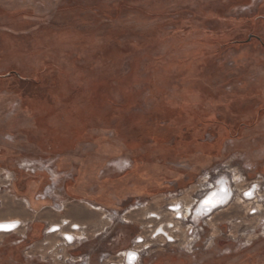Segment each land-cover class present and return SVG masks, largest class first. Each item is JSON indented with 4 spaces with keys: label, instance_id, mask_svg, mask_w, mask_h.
<instances>
[{
    "label": "rangeland",
    "instance_id": "rangeland-1",
    "mask_svg": "<svg viewBox=\"0 0 264 264\" xmlns=\"http://www.w3.org/2000/svg\"><path fill=\"white\" fill-rule=\"evenodd\" d=\"M247 1L0 0V148L19 154L14 169L0 166V220L30 223L26 239L0 235V264H64L71 254L124 264L118 255L137 239L145 240L137 264H264V0L251 11ZM46 44L64 71L35 87ZM44 95L65 99L67 122H55L63 133L81 129L80 108L99 102V117L87 111L90 132L76 137L88 148L71 170L38 157L22 136V101ZM26 158L56 167L66 188L80 172L81 188L108 202L113 218L96 210L76 248L46 237V221L79 218L94 203L34 207L30 178L47 175L20 169ZM225 180L229 198L201 212Z\"/></svg>",
    "mask_w": 264,
    "mask_h": 264
},
{
    "label": "crops",
    "instance_id": "crops-1",
    "mask_svg": "<svg viewBox=\"0 0 264 264\" xmlns=\"http://www.w3.org/2000/svg\"><path fill=\"white\" fill-rule=\"evenodd\" d=\"M246 4L243 7L247 10L251 9H257L259 6L258 0H248ZM232 19L228 18L227 16L224 17V21ZM233 20V19H232ZM235 22L238 23L237 19H235ZM252 22V21H251ZM227 23V22H226ZM64 56V55H63ZM63 69L60 67V65L56 64L54 57H52V54L50 50H48V45L46 44V68L44 70L45 74L43 78L37 73L33 76L32 84L35 85V87H40L41 82H50L52 78L60 77L63 73ZM42 74V75H43ZM9 75V74H8ZM10 75H15L20 77L19 73L17 71H12ZM9 75V76H10ZM22 79V78H21ZM51 87L50 83L46 87ZM0 101H3L2 98H0ZM104 102L107 106H110L113 110L114 102L111 100L106 99ZM103 102V103H104ZM17 103V102H16ZM15 103V104H16ZM25 104L27 107L25 110V115L23 118L26 119V130H24V134L22 136L25 138V141L30 146H33V148L36 149V152L38 153V157L41 159H51L54 161L55 165L60 170H71L74 168L73 164L76 163V156L74 154H79L84 149L86 150L88 147H84L82 140L76 139V137L82 138L83 135L88 134L90 131L87 121V111L90 110V115L99 117L100 112L98 108V100L97 98H92L87 103L88 107L80 108V115L79 118H81V125L82 128H73L71 132H61V129L58 128L56 125V120L59 119L62 120L66 124L68 116L65 115L61 119L63 107H65V99L61 97H50L47 95H44V97L39 96H30L26 98V101L22 104ZM17 105V104H16ZM104 105V104H103ZM17 109L14 110L13 113H16ZM66 111V108H65ZM64 124V125H65ZM86 132V133H85ZM3 135H0L2 138ZM93 136V134H92ZM68 137H70L71 142H68ZM94 148L97 146H93ZM90 149V148H89ZM97 149V148H96ZM57 154V155H56ZM59 156V157H58ZM52 157V158H51ZM19 160V154L17 152H13L11 147H1L0 148V166L14 169L16 167V164H18ZM78 174V173H77ZM29 180V179H28ZM68 184L67 188L65 190L66 197L70 200H84V201H90L94 204L92 205H98L103 208H110L111 205L108 204V202H100L97 199L93 198L89 194H87L86 191H84L81 186L84 184H87L88 181L86 178L80 174L78 176L72 175L68 176ZM30 184L28 186V200L34 205V207H40L42 205H48L47 201L38 200L36 198L37 194L43 189V187L47 184L48 179L47 177L40 176L39 178L33 177L30 178ZM72 211V208H71ZM70 210L64 215L66 218H72V213ZM87 213L84 216H81L79 218L74 217L71 220H73V223L78 222L79 224H89L88 218H95L98 217L97 211L93 212V210H86ZM41 224V222H39Z\"/></svg>",
    "mask_w": 264,
    "mask_h": 264
},
{
    "label": "built area",
    "instance_id": "built-area-1",
    "mask_svg": "<svg viewBox=\"0 0 264 264\" xmlns=\"http://www.w3.org/2000/svg\"><path fill=\"white\" fill-rule=\"evenodd\" d=\"M28 161H22L21 165L19 166L20 169L30 173L32 175H36L38 173H45L48 178L47 184L43 187V190L37 194L36 198L38 200L47 201L49 204L44 206L46 209L51 210L54 213H63L67 211L68 206L72 203V200L68 199L65 194V179L66 176L64 173H61L57 170L56 167L50 166L49 164H42L43 160L41 159H32L26 158ZM30 160V161H29ZM42 162V163H41ZM38 165H42L40 168ZM248 194V193H246ZM253 199V198H252ZM204 200V199H203ZM30 211H35L33 207L26 203ZM93 206L94 210L102 211L106 215L103 216L104 220H109V217L113 218V213L107 210L106 208L90 205ZM256 214V213H254ZM10 219H1L0 221H5ZM66 220V221H65ZM60 224V227L56 226ZM30 223L24 220L19 219L17 223L13 225L14 232L12 234H17L21 236L23 239L27 238V232L29 230ZM46 228L44 230L45 236L49 235H59L62 239L61 247L64 248H72L78 247L82 245L84 241L87 240L86 225H74L71 220L63 219L58 223L46 221L45 222ZM5 228L3 224L0 222V235L3 234ZM72 235V238H69V235ZM169 236V235H168ZM169 239V238H168ZM168 243H175V240H168ZM145 244V240L137 239L135 242V246L130 251H135L136 256L133 258V261L125 258V252L120 253L118 256L122 257L124 264H137L139 260V251H136L135 248L140 247ZM42 245L46 247L48 245L47 241L45 240ZM127 252V251H126ZM105 258H109V254H105ZM64 264H90L91 256L89 254H71L69 256L61 257Z\"/></svg>",
    "mask_w": 264,
    "mask_h": 264
},
{
    "label": "bare ground",
    "instance_id": "bare-ground-1",
    "mask_svg": "<svg viewBox=\"0 0 264 264\" xmlns=\"http://www.w3.org/2000/svg\"><path fill=\"white\" fill-rule=\"evenodd\" d=\"M233 179H231L230 180V182L231 183H233ZM226 185H228L227 184V181L225 180V181H223L222 183H221V185L219 186V188L217 189V191L213 194L212 192L211 193H209L207 196H205V198H204V200L202 201V203L200 204V209H201V212H203L204 214H207L208 213V211H211V210H214V208H216V206H218V204H220V203H222L223 202V200H225L226 201V199L227 198H229V196L228 195H226L225 194V191H226V189H227V187H226ZM231 187H229V192H231V189H230ZM214 189H216V188H213V190ZM214 192V191H213ZM250 198H248V200H252V198H253V194L251 193L250 194ZM245 203V202H244ZM92 208H94L93 206H92ZM94 209H96V208H94ZM98 210V209H97ZM134 210V209H133ZM132 210V211H133ZM96 211V210H95ZM94 211V212H95ZM186 211V210H185ZM163 212V211H162ZM98 213V212H97ZM101 213V212H100ZM156 213V212H155ZM161 213V212H160ZM167 214V213H166ZM174 214V213H173ZM103 215V214H102ZM153 215H154V213H153ZM157 215H159L158 213H157ZM127 216H128V214H127ZM175 216H177V215H175ZM160 217V216H159ZM162 217V216H161ZM184 217H186V216H184ZM153 218H158L157 216H154ZM149 219H152V218H149ZM184 219V218H183ZM71 220V219H70ZM154 220V219H153ZM156 220V219H155ZM165 220H167V219H165ZM164 220V221H165ZM19 220H13V219H10V220H5V221H0L2 224H3V226H4V228H5V230L4 231H2V233L3 234H1L2 236H6V235H11L13 232H14V228H13V225L15 224V223H17ZM66 221V220H65ZM73 221V220H72ZM162 221H163V219H162ZM161 221V222H162ZM168 221V220H167ZM102 222H103V220H102ZM156 222V221H155ZM166 223V222H165ZM174 223V222H173ZM103 224V223H102ZM161 224V223H160ZM170 225H171V223H169ZM175 224H178V223H175ZM74 225H77V226H79V224H75L74 223ZM80 225H82V224H80ZM158 225V224H157ZM164 225V224H163ZM169 225V226H170ZM56 226H58V227H60V224H58V225H56ZM96 226H97V224H96ZM102 228H103V226H101ZM156 227V226H155ZM172 227V226H171ZM171 227L169 228V229H171ZM157 228V227H156ZM166 229H167V227H166ZM166 229L163 227L161 230L159 229V231L161 232H163V233H166L167 231H166ZM104 230V229H103ZM106 230V229H105ZM156 230V229H155ZM154 231V230H153ZM158 231V232H159ZM169 231H171V230H169ZM159 232V233H160ZM162 233V234H163ZM169 234V233H168ZM69 235V238H72V235L71 234H68ZM167 236V235H166ZM169 237H171L170 235H169ZM136 256V252L135 251H127V252H125V258L126 259H129V260H131V261H133V258Z\"/></svg>",
    "mask_w": 264,
    "mask_h": 264
},
{
    "label": "trees",
    "instance_id": "trees-1",
    "mask_svg": "<svg viewBox=\"0 0 264 264\" xmlns=\"http://www.w3.org/2000/svg\"><path fill=\"white\" fill-rule=\"evenodd\" d=\"M243 42H241V41H233V42H231V45H236V44H242Z\"/></svg>",
    "mask_w": 264,
    "mask_h": 264
},
{
    "label": "water",
    "instance_id": "water-1",
    "mask_svg": "<svg viewBox=\"0 0 264 264\" xmlns=\"http://www.w3.org/2000/svg\"><path fill=\"white\" fill-rule=\"evenodd\" d=\"M251 39H252V38H250V40H249V41H251Z\"/></svg>",
    "mask_w": 264,
    "mask_h": 264
},
{
    "label": "flooded vegetation",
    "instance_id": "flooded-vegetation-1",
    "mask_svg": "<svg viewBox=\"0 0 264 264\" xmlns=\"http://www.w3.org/2000/svg\"><path fill=\"white\" fill-rule=\"evenodd\" d=\"M29 203V201H27ZM30 204V203H29Z\"/></svg>",
    "mask_w": 264,
    "mask_h": 264
}]
</instances>
